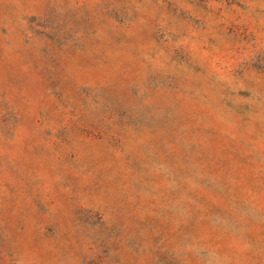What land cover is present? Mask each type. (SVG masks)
<instances>
[{"label":"rangeland","instance_id":"1","mask_svg":"<svg viewBox=\"0 0 264 264\" xmlns=\"http://www.w3.org/2000/svg\"><path fill=\"white\" fill-rule=\"evenodd\" d=\"M0 264H264V0H0Z\"/></svg>","mask_w":264,"mask_h":264}]
</instances>
